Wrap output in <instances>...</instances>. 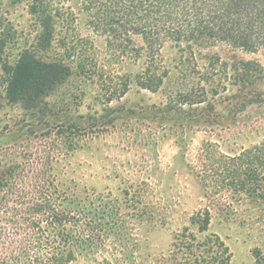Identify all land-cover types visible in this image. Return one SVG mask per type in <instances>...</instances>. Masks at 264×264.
I'll list each match as a JSON object with an SVG mask.
<instances>
[{"label":"rangeland","instance_id":"obj_1","mask_svg":"<svg viewBox=\"0 0 264 264\" xmlns=\"http://www.w3.org/2000/svg\"><path fill=\"white\" fill-rule=\"evenodd\" d=\"M41 29L26 4L0 10V176L11 172L26 181H57L60 172V179L77 190L117 198L151 182L154 195L172 198L173 204L171 224L148 235L153 252L167 250L172 231L188 223L193 211L213 204L205 198L211 195L230 213L225 223L214 215L210 225L230 247V264H253L252 249L264 242V152L257 150L264 143V48L216 46L213 53L190 57L165 45L148 65L144 55L132 51L107 58L102 38L82 29L95 39V62L86 75L72 67L63 82L26 110L6 97L7 69L25 49L43 61L63 54L57 20L45 48L39 44ZM216 53L219 61L211 66L207 55ZM242 62L251 63L254 80L246 87L236 76L243 72ZM148 67L163 79L154 91L133 80ZM124 75L129 85L119 96ZM170 97L179 113L164 110ZM71 119L80 126L67 136L57 122ZM252 173L257 176L249 182ZM5 221L1 217L0 223Z\"/></svg>","mask_w":264,"mask_h":264},{"label":"trees","instance_id":"obj_2","mask_svg":"<svg viewBox=\"0 0 264 264\" xmlns=\"http://www.w3.org/2000/svg\"><path fill=\"white\" fill-rule=\"evenodd\" d=\"M22 4L40 22L42 48L50 44L57 20V40L63 49L57 61H43L25 49L7 69L6 97L26 110L45 90L63 82L72 67L86 75L98 51L94 37L102 38L101 51L108 53L107 58L132 51L144 55L148 65L165 45L190 57L213 53L216 46L247 52L264 48V0H0V10ZM82 29L97 36L90 39ZM207 59L213 66L219 56L209 54ZM242 65L243 72L236 76L246 87L254 81L251 63ZM150 70L137 73L133 80L154 91L163 79ZM129 78H122L119 96L126 93ZM174 108L175 99L170 97L164 110L179 113ZM200 118L192 120L197 124ZM57 125L67 136L80 126L72 119ZM257 150L264 152V143ZM251 154L258 157L255 149ZM10 173L0 176V221L6 220L0 223V264H230L232 260L230 247L210 230L214 215L225 223L230 213L216 206L220 199L211 195L205 198L213 204L193 211L188 223L172 231L167 250L153 252L148 235L171 224L173 204L172 198L154 195L151 182L142 181L135 194L126 190L125 197L117 198L77 190L60 179V172L57 181L34 182ZM256 176L252 173L247 180ZM252 256L253 264H264V242L253 247Z\"/></svg>","mask_w":264,"mask_h":264}]
</instances>
